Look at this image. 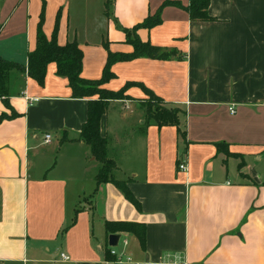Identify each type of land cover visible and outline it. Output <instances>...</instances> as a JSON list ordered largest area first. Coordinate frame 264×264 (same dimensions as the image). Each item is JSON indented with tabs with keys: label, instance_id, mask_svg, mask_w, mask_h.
I'll use <instances>...</instances> for the list:
<instances>
[{
	"label": "crops",
	"instance_id": "1",
	"mask_svg": "<svg viewBox=\"0 0 264 264\" xmlns=\"http://www.w3.org/2000/svg\"><path fill=\"white\" fill-rule=\"evenodd\" d=\"M106 1L0 0V57L28 62L45 6V34L52 36L60 12L58 42L77 40L82 76L100 78L103 43L133 51L124 29L166 0H110L108 10ZM209 12L215 20L193 21L184 8L165 5L162 23L138 35L182 58L118 61L104 84L119 90L140 82L185 111L180 128L145 125L148 95L134 84L102 116L116 178L127 180L139 208L114 183L98 184L100 163L79 139L88 98L72 97L56 63L44 85L12 72L9 102L20 115L0 122V264H115L106 255V220L146 224L145 249L120 233L128 244L117 250L135 262L264 264V166L247 161L249 154L264 160V0H211ZM4 99L0 115L11 112Z\"/></svg>",
	"mask_w": 264,
	"mask_h": 264
},
{
	"label": "trees",
	"instance_id": "2",
	"mask_svg": "<svg viewBox=\"0 0 264 264\" xmlns=\"http://www.w3.org/2000/svg\"><path fill=\"white\" fill-rule=\"evenodd\" d=\"M211 0H190L187 5L176 0H166L157 12L149 14L141 22L132 28H125L127 42H130L134 49L131 52H115L109 47L108 42L103 45L108 51L107 61L100 78L89 79L82 76L84 52L77 40L68 41L65 44L58 42V29L60 22V12L57 15L52 36L49 38L44 30L45 10L40 13L37 26L36 47L29 52L26 64L11 61L0 57V97H4L5 104L11 109L10 113L3 112L0 115V122L5 119L18 117L20 114L9 102V79L12 72L19 71L27 73L40 85L45 84L47 67L49 63L55 62L57 65V75L68 78L72 88V97L88 98V114L86 121L82 124L79 139L88 144L92 155L99 161L100 166L96 174L98 184L105 182L114 183L124 194V196L137 208L140 202L134 196L127 184V180L116 178L114 173L117 168L116 162L108 155V139L101 134V119L106 113L111 100L125 98L126 91L131 85H141L148 97L143 99L145 125L154 123L158 126L175 125L180 128L181 117L185 113L184 109L170 105L153 90L140 82L128 81L121 89L111 90L104 87V84L115 77L112 70L114 63L118 61H128L139 57L156 59H181L182 53L177 48H168L155 45L150 41L142 40L138 35L140 28H152L162 23V8L165 5H176L184 8L193 21H213L216 18L209 12ZM107 10L110 7V0L106 1ZM108 14V11H107ZM182 137H186V131L180 129ZM220 145V144H219ZM105 228L108 234L129 232L134 234L140 241L143 249L146 248V224L138 221L127 220H106ZM107 249V259L114 261L115 256Z\"/></svg>",
	"mask_w": 264,
	"mask_h": 264
},
{
	"label": "built area",
	"instance_id": "3",
	"mask_svg": "<svg viewBox=\"0 0 264 264\" xmlns=\"http://www.w3.org/2000/svg\"><path fill=\"white\" fill-rule=\"evenodd\" d=\"M23 95L29 100L30 103H32V101L34 100L33 97H28L27 96L26 91L23 93ZM231 112H235V108L234 107L231 108ZM51 140H52V135L51 134H45V142H51ZM179 167H180V169H183V170L187 169V166L184 163H181L179 165ZM120 240H121V237H120V239L118 241V244H119ZM122 242H123V246H125V245L128 244V239L124 238ZM109 251H110V253L112 255H114L116 257L115 260L113 261L115 264H123V263L144 264V263H141V262H135L131 256H129V255H127L125 253V251H123V250L122 251H118L115 246H110ZM60 258L63 259V260H68L70 257L66 253L62 252L60 254Z\"/></svg>",
	"mask_w": 264,
	"mask_h": 264
},
{
	"label": "rangeland",
	"instance_id": "4",
	"mask_svg": "<svg viewBox=\"0 0 264 264\" xmlns=\"http://www.w3.org/2000/svg\"><path fill=\"white\" fill-rule=\"evenodd\" d=\"M257 157H258V154H249L247 156V161L249 163H251L255 167L262 168L264 166V160H262V159L261 160H257ZM116 176H118L117 173H116ZM96 232H97V228H96ZM124 238H126V236L122 235L119 244L117 246H115L117 249H121L123 247V242L122 241H123ZM129 239L131 240V244H133V240L135 239V237L134 236H130Z\"/></svg>",
	"mask_w": 264,
	"mask_h": 264
},
{
	"label": "water",
	"instance_id": "5",
	"mask_svg": "<svg viewBox=\"0 0 264 264\" xmlns=\"http://www.w3.org/2000/svg\"><path fill=\"white\" fill-rule=\"evenodd\" d=\"M120 237H121V235L119 233L109 234V236H108L109 245L110 246H117Z\"/></svg>",
	"mask_w": 264,
	"mask_h": 264
}]
</instances>
